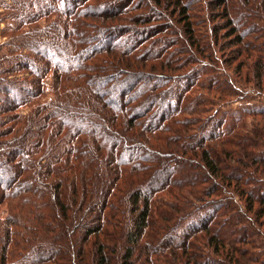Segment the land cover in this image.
Returning a JSON list of instances; mask_svg holds the SVG:
<instances>
[{
	"label": "trees",
	"instance_id": "1",
	"mask_svg": "<svg viewBox=\"0 0 264 264\" xmlns=\"http://www.w3.org/2000/svg\"><path fill=\"white\" fill-rule=\"evenodd\" d=\"M7 10L0 264H264V0Z\"/></svg>",
	"mask_w": 264,
	"mask_h": 264
},
{
	"label": "rangeland",
	"instance_id": "2",
	"mask_svg": "<svg viewBox=\"0 0 264 264\" xmlns=\"http://www.w3.org/2000/svg\"><path fill=\"white\" fill-rule=\"evenodd\" d=\"M11 5V0H0V50L3 46L10 40L11 29L15 25L12 18L9 17L10 13L7 10V7ZM46 83L49 87L51 84V77L46 80ZM27 110H22V113H26ZM2 216L6 214V210H2Z\"/></svg>",
	"mask_w": 264,
	"mask_h": 264
}]
</instances>
